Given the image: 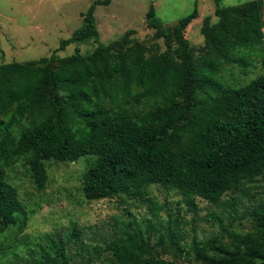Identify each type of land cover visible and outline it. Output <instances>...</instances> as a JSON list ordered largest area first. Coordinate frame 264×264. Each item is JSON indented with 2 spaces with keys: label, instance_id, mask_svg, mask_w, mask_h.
Masks as SVG:
<instances>
[{
  "label": "trees",
  "instance_id": "trees-1",
  "mask_svg": "<svg viewBox=\"0 0 264 264\" xmlns=\"http://www.w3.org/2000/svg\"><path fill=\"white\" fill-rule=\"evenodd\" d=\"M213 1L217 20L203 17L197 55L182 35L198 15L196 1L170 28L149 6L146 26L166 49L144 56L147 47L131 37L134 29L109 44L99 41L94 10L111 0H93L81 25L48 57L0 63V235L17 223L22 209L4 177L5 166L19 158L41 190L45 161L94 155L81 179L89 201L123 192L141 198V189L160 183L188 200L218 203L228 190L256 182L264 171V73L238 86L216 77L227 62L246 65L239 49L264 40V0L231 6ZM89 40L96 46L87 54H55ZM141 103L152 106L140 110ZM23 120L25 128L13 134ZM250 216L248 231H229V241L223 230L199 244L192 241L187 257L198 264H264V203ZM124 226L107 246L114 264H176L159 254L162 235L153 242L144 231ZM149 226L159 233L156 221ZM46 236L48 245H36L37 264H69L66 245L82 244L76 233L64 240ZM168 237L179 253L180 244L172 233Z\"/></svg>",
  "mask_w": 264,
  "mask_h": 264
},
{
  "label": "rangeland",
  "instance_id": "rangeland-1",
  "mask_svg": "<svg viewBox=\"0 0 264 264\" xmlns=\"http://www.w3.org/2000/svg\"><path fill=\"white\" fill-rule=\"evenodd\" d=\"M92 1L0 0V63L48 57L61 39L68 38L81 25L82 14ZM194 1L198 15L182 30V35L197 55V48L203 44V17L209 15L211 22L217 20L213 0H111L108 5H97L94 16L99 41L109 44L125 30L134 29L131 37L147 47L144 56L161 53L166 49L163 39L154 37L155 30L145 23L149 6L153 5L157 21L170 28L192 10ZM243 1L246 0H222L221 5ZM95 46L93 40L72 43L55 54L66 56L76 49L87 54ZM176 47L174 42L173 48ZM239 52L245 56L246 65L227 62L216 77L226 85H243L264 73V40L240 48ZM151 106L141 103L138 109L148 110ZM26 125L25 120L20 121L13 134ZM94 160L95 156L88 154L75 161H45L47 179L41 190L35 188L24 158L5 166V180L15 188L22 209L17 212V223L0 235V264H37L36 245L45 246L49 241L46 235L64 240L71 233H76L82 244L66 245L69 264H114L107 246L121 237L125 224L144 231L153 242L162 235L158 249L162 257L173 259L176 264H198L185 252L192 241L199 244L219 236L221 230L226 235L224 241H229V231H248L253 224L250 211L264 203V171L256 182L225 192L218 203L201 197L188 200L179 189L160 183L141 189V198L123 192L89 201L83 194L81 179ZM151 221H156L158 234L150 229ZM168 233L180 244L179 253Z\"/></svg>",
  "mask_w": 264,
  "mask_h": 264
}]
</instances>
